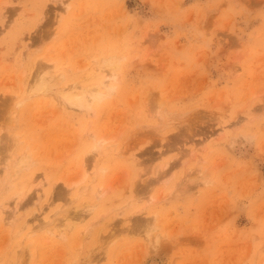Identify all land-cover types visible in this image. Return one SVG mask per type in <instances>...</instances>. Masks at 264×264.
Masks as SVG:
<instances>
[{"label": "rangeland", "instance_id": "374dc122", "mask_svg": "<svg viewBox=\"0 0 264 264\" xmlns=\"http://www.w3.org/2000/svg\"><path fill=\"white\" fill-rule=\"evenodd\" d=\"M105 56L94 115L27 97ZM0 111V264H264V0H0Z\"/></svg>", "mask_w": 264, "mask_h": 264}, {"label": "bare ground", "instance_id": "6f19581e", "mask_svg": "<svg viewBox=\"0 0 264 264\" xmlns=\"http://www.w3.org/2000/svg\"><path fill=\"white\" fill-rule=\"evenodd\" d=\"M66 2V1H65ZM62 3V2H61ZM68 6V3H66ZM65 6V5H63ZM65 7V10L68 7ZM120 58H117L115 56H105L102 57L101 60L97 64L96 71L88 75L86 79H84L82 82H72L71 84H63V81L65 79V76L63 73L58 74H52L51 73V66L50 65H40L34 75L32 76L31 81L27 84V97H30L31 95L34 96H41L42 98H53L55 99L59 105H64L71 110H78L80 112H84L87 115H94L95 104H98L103 100L106 96H111L115 93L117 89V81L119 74L118 69L120 67ZM54 72V71H53ZM67 79V78H66ZM85 80H89L88 83L85 82ZM85 82V83H84ZM23 103L22 100H19L16 102V106H19ZM11 107L8 106L6 111L1 114H7L9 115ZM158 113V112H157ZM159 114V113H158ZM8 123H11L10 117L7 118ZM103 140L95 141L90 147L89 153H96L99 152L100 148L102 147ZM6 146H10L9 144ZM11 147H13L11 145ZM4 148L5 152L3 153L6 155L5 161L6 168L12 167L13 172H11L10 177L13 178L18 174V172H21L23 169H26L29 167V158L26 156H22L20 158L15 157V155H11L10 148ZM2 152V151H1ZM9 156L8 155V153ZM5 164V163H4ZM10 168V170H12ZM9 170V173H10ZM8 172V171H7ZM83 175L75 182L73 186H76L79 184V181L83 179ZM6 176V175H5ZM86 187H80L79 190L85 189ZM71 189V188H70ZM69 189V190H70ZM39 191L43 194L50 195L51 193H46L42 190V184H39ZM88 191V190H87ZM98 198H101L105 195V191L99 192V190L94 191ZM94 206H82L81 214H74V215H67L62 220H57L55 223H52L48 225L46 231L49 234H53L56 238L66 239L67 232L72 227V222L74 221H81L83 219V215L85 213H89L92 211ZM22 208H24L21 204H16L14 207L15 214L19 212ZM84 213V214H83ZM13 215L8 217V220L13 221ZM16 217V216H15ZM74 226V225H73ZM33 230H31L32 232ZM88 233V232H87ZM23 255V254H22ZM30 254L28 258H30ZM23 257V256H22ZM146 264H157L153 260L150 262H147Z\"/></svg>", "mask_w": 264, "mask_h": 264}]
</instances>
